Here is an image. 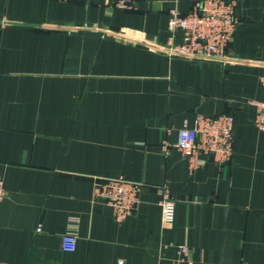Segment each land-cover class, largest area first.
Wrapping results in <instances>:
<instances>
[{
    "label": "crops",
    "instance_id": "crops-1",
    "mask_svg": "<svg viewBox=\"0 0 264 264\" xmlns=\"http://www.w3.org/2000/svg\"><path fill=\"white\" fill-rule=\"evenodd\" d=\"M115 1L0 0V264H264V131L246 103L264 99V0H232L227 62L155 47L172 42L170 9L192 0ZM221 114L236 121L226 166L191 173L178 149L162 152L198 115ZM120 176L142 184L123 222L93 199Z\"/></svg>",
    "mask_w": 264,
    "mask_h": 264
},
{
    "label": "built area",
    "instance_id": "built-area-1",
    "mask_svg": "<svg viewBox=\"0 0 264 264\" xmlns=\"http://www.w3.org/2000/svg\"><path fill=\"white\" fill-rule=\"evenodd\" d=\"M193 6L188 13L177 7L169 11L168 28L172 33V42L166 47H157L169 57H181L199 61L229 60L228 50L239 23L237 2L232 0H192ZM115 7L133 10V0H116ZM264 87V78H262ZM256 108L255 125L264 131V99L246 101ZM235 117L230 114L216 116L198 115L194 125L187 123L179 130L177 143L167 140L161 143L162 152L169 155L172 149H178L189 161L190 172L195 173L209 161L219 167L231 162L234 153ZM142 184L123 176L97 181L94 187V201L104 203L113 209L117 221L123 222L131 216L141 203ZM3 177L0 176V203L7 196ZM162 219L172 223L175 219L176 200L167 187L164 189ZM78 235L75 226L63 235L61 248L65 252H74ZM183 255H189L191 249L180 247ZM117 264H127L119 259Z\"/></svg>",
    "mask_w": 264,
    "mask_h": 264
}]
</instances>
